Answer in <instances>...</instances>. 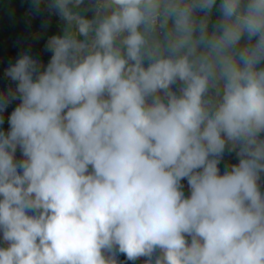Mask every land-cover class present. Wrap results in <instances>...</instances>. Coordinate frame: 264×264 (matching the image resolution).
<instances>
[{"label": "clouds", "instance_id": "clouds-1", "mask_svg": "<svg viewBox=\"0 0 264 264\" xmlns=\"http://www.w3.org/2000/svg\"><path fill=\"white\" fill-rule=\"evenodd\" d=\"M41 3L65 27L5 69L0 264H264V0Z\"/></svg>", "mask_w": 264, "mask_h": 264}, {"label": "trees", "instance_id": "trees-1", "mask_svg": "<svg viewBox=\"0 0 264 264\" xmlns=\"http://www.w3.org/2000/svg\"><path fill=\"white\" fill-rule=\"evenodd\" d=\"M219 4V0H217ZM45 3H41L39 10L34 7V0H0V59L6 62L12 61L16 56L28 53L40 62L45 61L50 52L45 51V46L32 36V33L38 29L45 21L53 15ZM218 15V13H216ZM8 66L3 65L2 69ZM12 88L0 74V93H6ZM19 101H13L7 110L0 113L5 120L12 108L18 105ZM238 158L235 153L225 152V155L219 165L221 172L227 165L238 164ZM185 195H189L187 181H182ZM261 190L264 191V180H261ZM0 242L2 234H0ZM118 260L122 264H144V259H138L135 262L127 261L126 256L120 254Z\"/></svg>", "mask_w": 264, "mask_h": 264}, {"label": "rangeland", "instance_id": "rangeland-1", "mask_svg": "<svg viewBox=\"0 0 264 264\" xmlns=\"http://www.w3.org/2000/svg\"><path fill=\"white\" fill-rule=\"evenodd\" d=\"M88 3V0H86V4ZM65 27V22L60 19L58 15L53 13L51 17H49L44 24H42L38 29H36L33 33L32 36L36 38L40 43H42L44 46L46 45L47 40L53 36V35H60L62 34V30ZM20 55L16 56L12 61L6 62L4 59H0V74L2 77L8 82V84L14 89L15 84L5 76V69H2L3 65H9V63H14L15 60L19 57ZM50 56L43 61L42 63L44 65L47 64V62L50 60ZM19 104V103H18ZM15 108V107H14ZM14 108L11 109L9 112L7 118L4 120V123L0 125V130L4 131L7 133L9 131V124H8V117L10 116L11 112L14 110ZM16 158L17 160L23 159L21 152L19 149H17L16 153ZM262 180H264V176H262ZM0 246H3L2 243L0 242Z\"/></svg>", "mask_w": 264, "mask_h": 264}]
</instances>
